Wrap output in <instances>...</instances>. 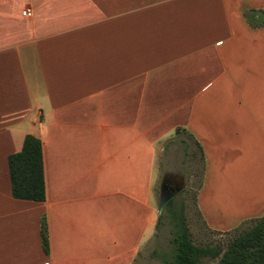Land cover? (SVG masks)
I'll list each match as a JSON object with an SVG mask.
<instances>
[{"label": "crops", "instance_id": "crops-1", "mask_svg": "<svg viewBox=\"0 0 264 264\" xmlns=\"http://www.w3.org/2000/svg\"><path fill=\"white\" fill-rule=\"evenodd\" d=\"M262 20L264 0H0V264H134L185 142L209 229L264 217ZM28 134L42 202L11 193Z\"/></svg>", "mask_w": 264, "mask_h": 264}, {"label": "trees", "instance_id": "trees-1", "mask_svg": "<svg viewBox=\"0 0 264 264\" xmlns=\"http://www.w3.org/2000/svg\"><path fill=\"white\" fill-rule=\"evenodd\" d=\"M264 24V20L259 22ZM8 170L13 198L42 202L45 200V179L40 139L26 135L19 152L8 156ZM171 225L170 256L163 264H201L203 258L216 264H264V217L248 221L249 227L232 230L235 234L226 241L199 246L193 243L184 215V207L176 206L173 198L166 204ZM162 218H157L156 229ZM231 232V231H230ZM43 245L47 246L44 221L41 223Z\"/></svg>", "mask_w": 264, "mask_h": 264}, {"label": "rangeland", "instance_id": "rangeland-1", "mask_svg": "<svg viewBox=\"0 0 264 264\" xmlns=\"http://www.w3.org/2000/svg\"><path fill=\"white\" fill-rule=\"evenodd\" d=\"M189 146V142H185L176 147L175 165L169 167L173 172L175 171L172 173L174 177L171 180L177 183L181 182L183 185L182 189L174 195L173 201L176 206L184 207V215L194 244L206 246L217 241H226L235 232L222 233L209 229L196 209L195 195L199 186L201 164L197 154V157L193 158L194 162L191 161V152L194 151L193 153L195 154L196 150H193V147ZM178 162L181 163L180 167L177 165ZM160 185L161 182L158 181L155 186L157 209L159 205ZM166 209L167 207L165 206L161 212L162 218L158 224V228L156 229L155 227L151 239L141 246L137 252L134 264H163L162 258L170 256L172 249V228L169 221V213ZM248 225L249 223L241 225L239 230L249 227ZM216 262V260L210 258H203L201 264H216Z\"/></svg>", "mask_w": 264, "mask_h": 264}, {"label": "water", "instance_id": "water-1", "mask_svg": "<svg viewBox=\"0 0 264 264\" xmlns=\"http://www.w3.org/2000/svg\"><path fill=\"white\" fill-rule=\"evenodd\" d=\"M183 185L179 184L178 187L172 190H168L165 181L163 180L160 185V196H159V205L157 210V215L159 216L168 203L169 200H171L176 193H178L182 189Z\"/></svg>", "mask_w": 264, "mask_h": 264}, {"label": "flooded vegetation", "instance_id": "flooded-vegetation-1", "mask_svg": "<svg viewBox=\"0 0 264 264\" xmlns=\"http://www.w3.org/2000/svg\"><path fill=\"white\" fill-rule=\"evenodd\" d=\"M164 181H165V184H166L168 190L175 189L176 187L179 186V183L174 182V181H172V180L169 179V178H166Z\"/></svg>", "mask_w": 264, "mask_h": 264}, {"label": "built area", "instance_id": "built-area-1", "mask_svg": "<svg viewBox=\"0 0 264 264\" xmlns=\"http://www.w3.org/2000/svg\"><path fill=\"white\" fill-rule=\"evenodd\" d=\"M25 13H26V11L25 12H23V14L25 15Z\"/></svg>", "mask_w": 264, "mask_h": 264}]
</instances>
